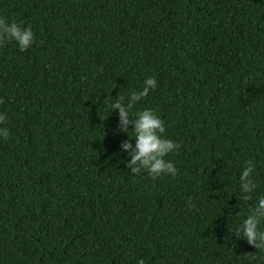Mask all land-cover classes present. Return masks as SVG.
<instances>
[{"label":"trees","instance_id":"obj_1","mask_svg":"<svg viewBox=\"0 0 264 264\" xmlns=\"http://www.w3.org/2000/svg\"><path fill=\"white\" fill-rule=\"evenodd\" d=\"M0 17L35 36L0 47V264H264L231 231L264 196V0H0ZM149 77L130 115L181 145L175 179L130 173L134 129L106 100Z\"/></svg>","mask_w":264,"mask_h":264},{"label":"clouds","instance_id":"obj_2","mask_svg":"<svg viewBox=\"0 0 264 264\" xmlns=\"http://www.w3.org/2000/svg\"><path fill=\"white\" fill-rule=\"evenodd\" d=\"M15 41L21 52L28 50L35 43V36L31 27H23L22 24L15 20L10 23L6 18L0 17V47L6 42ZM157 87L155 77L146 78L142 90L130 93L127 102L124 97L118 95L115 101L109 95L107 101H110L112 111L118 110L119 131L129 135L130 126L134 129L130 136L135 138V146L130 142L124 141L121 149L129 155V161L126 167L130 173L139 176L147 173L148 177L155 182L158 178L170 175L173 179L178 175V171L171 160L165 159L169 154H178L181 145L171 139L166 138V128L164 121L155 114L151 109H144L135 113V118L130 115L131 110L136 104L145 99L151 90ZM0 103H4L0 99ZM7 115L0 114V125H6ZM0 138L7 141L10 138V132L7 127L0 128ZM255 162L248 160L245 163L244 170L239 177L241 194L238 196L239 201H251L253 192L258 187L254 180ZM190 209H195L191 199L187 201ZM264 222V196L258 198L255 206L250 207L249 214L242 224L231 230L236 240L244 239L249 246L257 251L264 252V230L260 229L261 223ZM252 260L257 257L254 254H248ZM138 264H145L144 260L138 261Z\"/></svg>","mask_w":264,"mask_h":264}]
</instances>
